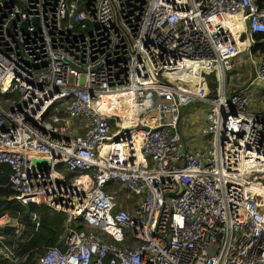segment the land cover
<instances>
[{
    "label": "built area",
    "instance_id": "2783aa9c",
    "mask_svg": "<svg viewBox=\"0 0 264 264\" xmlns=\"http://www.w3.org/2000/svg\"><path fill=\"white\" fill-rule=\"evenodd\" d=\"M245 45L255 77L229 93ZM257 81L264 0H0V170L33 231L32 208L67 214L63 245L33 264H264ZM123 98L133 117L103 109ZM194 101L209 105L198 126Z\"/></svg>",
    "mask_w": 264,
    "mask_h": 264
},
{
    "label": "rangeland",
    "instance_id": "374dc122",
    "mask_svg": "<svg viewBox=\"0 0 264 264\" xmlns=\"http://www.w3.org/2000/svg\"><path fill=\"white\" fill-rule=\"evenodd\" d=\"M249 55L250 54H249L248 47L245 45L243 52L234 61V63H235L234 70L227 74V82H226L225 86H227L229 93L236 91L241 85H244V87L249 85V83L255 77L254 67L252 66V63L249 60ZM198 78H199V76L191 77V79L195 83L198 81ZM200 78L202 81V77H200ZM205 78H206V82H204L203 88L205 87L204 88L205 90H206V88H211L213 90V95L217 96L219 94V92H221L223 89L224 81L222 80V77L211 74V75H206ZM171 81L173 83L175 82L176 84L180 83V82H176L173 80H171ZM183 82L189 83L190 80L185 79V81H183ZM196 86H198V83H196ZM249 88H250V92H251V95L253 97V100H255L256 102H258L260 104H264V86L262 85V83L257 81L256 83L250 85ZM213 95H211V96H213ZM208 107H209V105L207 103H204L201 101H194L189 106H186L183 108L184 117L189 116L190 113H195V116L198 118L196 126H198L200 124V122L203 120V116H205L206 110ZM134 111L135 110H131L130 112L134 113ZM120 114L122 116H124L125 118H127V116H128L127 113L120 112ZM129 116L133 117L134 114H132V115L130 114ZM193 131H195V130H193ZM192 136H193V134H192ZM38 162H39L38 160H35V164ZM26 213H27V210H26ZM1 217L7 218L4 215V213H3V215H1ZM40 217H41V215H40ZM3 218H1L0 222L3 221ZM14 220H17L21 226L23 225V223H25V221L23 220L22 217H17ZM30 220L32 221L31 218H30ZM22 227H24V226H22ZM23 229L24 228H22V231H23ZM17 244H18V241H17L16 237L9 244H4V242L0 241V261L4 258V259L10 260V262L12 263V257H10V252H14ZM1 256H2V258H1Z\"/></svg>",
    "mask_w": 264,
    "mask_h": 264
},
{
    "label": "trees",
    "instance_id": "16d2710c",
    "mask_svg": "<svg viewBox=\"0 0 264 264\" xmlns=\"http://www.w3.org/2000/svg\"><path fill=\"white\" fill-rule=\"evenodd\" d=\"M137 110L138 107L136 106ZM0 170V194L9 197L11 191L6 185L8 184V175L10 174V167ZM6 209L17 217H22L27 224V227L30 229L31 226L34 227V223L30 220L28 216V211L26 213V208L22 206L17 200L7 199ZM37 212L41 215L40 217V228L38 231L33 232L28 238V241L24 244H20L18 247V256L24 257V260L21 264H33L36 260V254H38L42 247L44 246H56L62 235L65 227V221L67 214L62 211L54 210L48 206L35 207ZM37 250V251H36ZM25 255H27L25 257ZM2 258V256H1ZM0 264H12L8 259H2Z\"/></svg>",
    "mask_w": 264,
    "mask_h": 264
},
{
    "label": "crops",
    "instance_id": "0c3cea01",
    "mask_svg": "<svg viewBox=\"0 0 264 264\" xmlns=\"http://www.w3.org/2000/svg\"><path fill=\"white\" fill-rule=\"evenodd\" d=\"M190 80V82L188 84H190L192 87L196 86V83L194 81H192L190 79V77L188 78ZM197 87V86H196ZM195 87V88H196ZM244 85H241L239 88H243ZM5 167H3L4 169ZM9 168V167H6ZM7 199H12V195H10L9 197L0 194V217L1 215H4L7 218H3L2 223L0 224V234L5 235V237L3 236V238H5L3 241L4 244H9L14 238H15V230H18L20 223L17 220H14L15 216H13V214L10 212V210L6 209V203H7ZM0 218V219H1ZM20 229L24 228L23 231L21 232V234L23 236H29L30 234H32L33 232V226L30 227V229L27 227V224H23ZM19 229V230H20ZM61 241V235H60V239L58 241V243ZM63 245V244H62Z\"/></svg>",
    "mask_w": 264,
    "mask_h": 264
},
{
    "label": "bare ground",
    "instance_id": "6f19581e",
    "mask_svg": "<svg viewBox=\"0 0 264 264\" xmlns=\"http://www.w3.org/2000/svg\"><path fill=\"white\" fill-rule=\"evenodd\" d=\"M193 76H199V78H198V81L196 82V83H198L199 84V81H201V76H200V71H198V72H193V73H191L188 77H190V79H191V77H193ZM192 80V79H191ZM193 81V80H192ZM227 82V79L225 80V83ZM174 84H176L175 82H174ZM194 87H196V86H194ZM193 87V88H194ZM197 88V87H196ZM115 97L114 96H111V97H107V98H104L100 103H103V102H105V101H107L108 99L110 100V101H113V99H114ZM123 102H124V98L123 99H121V100H119V101H117V102H115L114 104H115V107H114V104H112L111 106H106V107H103V109H116L119 113L120 112H123V113H127L128 114V116H127V118H130V111L131 110H135L136 111V109H135V107L137 106L138 107V103H136V101L135 100H133L132 98H129V100H128V103L129 104H127L126 106H124L123 108H118L121 104H123ZM129 112V113H128ZM117 158H121V157H119V156H117ZM48 174H49V176H51L52 177V180H53V182H54V184H55V186H59V183H60V181H61V173H59L56 169H49L48 170ZM12 199H14L13 197H12ZM15 200V199H14ZM129 200V199H128ZM130 201V200H129ZM45 206V205H44ZM51 208V207H50ZM22 226H19V228H18V230L21 228ZM20 231L22 232V229H20ZM35 232V231H34ZM32 234H33V232H32ZM31 235V234H30ZM30 235L29 236H23L22 235V237H16V239H17V241H18V244H17V246H16V248L15 249H17L18 247H19V245L20 244H24V243H26L27 241H28V238L30 237ZM27 255H25V257H26ZM17 257H19V258H23V257H20V256H17ZM23 261H21L20 262V264L22 263ZM12 263H13V261H12Z\"/></svg>",
    "mask_w": 264,
    "mask_h": 264
},
{
    "label": "water",
    "instance_id": "95a60500",
    "mask_svg": "<svg viewBox=\"0 0 264 264\" xmlns=\"http://www.w3.org/2000/svg\"><path fill=\"white\" fill-rule=\"evenodd\" d=\"M112 122H113V120H112ZM41 163H42V165H45V167L49 168V166H48L46 160H42ZM64 241H65V239L61 240V241L57 244V246H59V247L62 246V244H63Z\"/></svg>",
    "mask_w": 264,
    "mask_h": 264
}]
</instances>
